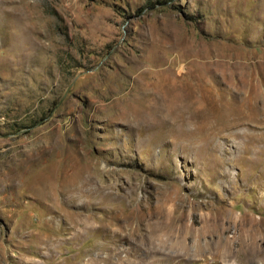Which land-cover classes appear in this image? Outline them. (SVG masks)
<instances>
[{
	"label": "rangeland",
	"instance_id": "obj_1",
	"mask_svg": "<svg viewBox=\"0 0 264 264\" xmlns=\"http://www.w3.org/2000/svg\"><path fill=\"white\" fill-rule=\"evenodd\" d=\"M0 264H264V0H0Z\"/></svg>",
	"mask_w": 264,
	"mask_h": 264
},
{
	"label": "bare ground",
	"instance_id": "obj_2",
	"mask_svg": "<svg viewBox=\"0 0 264 264\" xmlns=\"http://www.w3.org/2000/svg\"><path fill=\"white\" fill-rule=\"evenodd\" d=\"M187 88H189L188 86H187ZM185 90V89H184ZM190 91V90H189ZM190 93H192L191 91H190Z\"/></svg>",
	"mask_w": 264,
	"mask_h": 264
}]
</instances>
